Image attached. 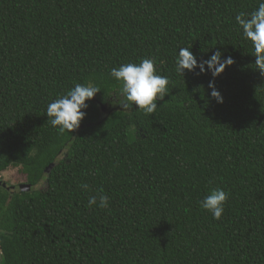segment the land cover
<instances>
[{
	"label": "trees",
	"instance_id": "obj_1",
	"mask_svg": "<svg viewBox=\"0 0 264 264\" xmlns=\"http://www.w3.org/2000/svg\"><path fill=\"white\" fill-rule=\"evenodd\" d=\"M258 4L0 0V172L26 175L0 186V264H264V75L235 22ZM180 47L232 58L223 103L210 73L176 72ZM146 58L169 78L149 115L120 107L111 76ZM77 83L101 90L61 133L47 106ZM213 189L219 220L200 206Z\"/></svg>",
	"mask_w": 264,
	"mask_h": 264
},
{
	"label": "clouds",
	"instance_id": "obj_2",
	"mask_svg": "<svg viewBox=\"0 0 264 264\" xmlns=\"http://www.w3.org/2000/svg\"><path fill=\"white\" fill-rule=\"evenodd\" d=\"M235 22L242 31L243 37L250 41L254 52L256 69L264 75V0H259L258 7L251 13L241 12L235 16ZM234 63L231 57L224 58L223 53L216 51L207 60L198 61L188 47H180L176 58V72L183 76L185 70L200 74L210 73L212 80L208 83L211 97L217 103H223V96L216 89L215 79L225 68ZM112 78L122 87L120 94L123 97L118 103L122 109L143 111L145 115L154 114L158 108L157 101L163 100L168 93L169 78L157 74L152 59H143L140 63H126L111 70ZM101 89L94 85L77 83L65 94L58 96L48 104L46 115L52 127L59 132L72 133L78 129L86 116L88 101H91ZM87 189L88 185H82ZM228 200V193L222 189L211 190L201 201L200 206L216 220L222 217L224 205ZM88 206L108 208L109 200L105 195L99 198H89Z\"/></svg>",
	"mask_w": 264,
	"mask_h": 264
},
{
	"label": "rangeland",
	"instance_id": "obj_3",
	"mask_svg": "<svg viewBox=\"0 0 264 264\" xmlns=\"http://www.w3.org/2000/svg\"><path fill=\"white\" fill-rule=\"evenodd\" d=\"M0 181H4L12 187H18L26 183V175L21 172L19 166H11L5 171L0 172Z\"/></svg>",
	"mask_w": 264,
	"mask_h": 264
},
{
	"label": "water",
	"instance_id": "obj_4",
	"mask_svg": "<svg viewBox=\"0 0 264 264\" xmlns=\"http://www.w3.org/2000/svg\"><path fill=\"white\" fill-rule=\"evenodd\" d=\"M52 166L50 165L49 166V168H51ZM0 186H3V187H6V188H8V189H10L11 188V190H12V186H10V185H8L7 183H5L4 181H0ZM17 189H23V187L21 186V185H19L18 187H16ZM13 189H14V187H13Z\"/></svg>",
	"mask_w": 264,
	"mask_h": 264
}]
</instances>
